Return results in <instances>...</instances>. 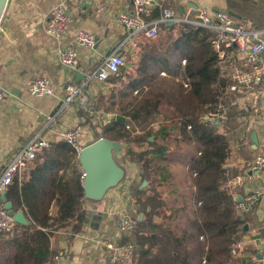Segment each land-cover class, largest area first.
Returning a JSON list of instances; mask_svg holds the SVG:
<instances>
[{"label":"trees","instance_id":"1","mask_svg":"<svg viewBox=\"0 0 264 264\" xmlns=\"http://www.w3.org/2000/svg\"><path fill=\"white\" fill-rule=\"evenodd\" d=\"M229 8L233 11L231 4ZM179 26L180 34L172 42L160 40L146 46L139 78L110 96L112 106L116 102L135 104L127 114L103 109L115 115L96 126L95 141L106 138L126 144L124 159L139 164L142 184H149L133 189L137 216H144L137 231L124 238L136 246L133 264H235L231 252L243 233L245 216L238 214L236 201L223 190L226 137L218 132L215 121L204 119L214 110L227 82L219 78V57L210 46L211 32L190 23L164 24L162 29L172 32ZM120 76L114 77L115 83ZM183 79H189V90L178 82ZM150 82L167 83V89H159L154 100L124 99L125 91ZM104 100L100 96V102ZM165 106L164 124L154 131L151 125ZM131 124L138 128L134 132L140 131L137 137L131 136ZM51 143V149L34 161L30 173L21 180L16 178L6 193L14 211L24 212L29 226L18 225L13 237L1 235L0 264H49L58 256L51 249L54 233L75 222L72 233L78 234L86 223L79 154L62 139ZM173 166L184 170L188 188L169 209L158 186L165 179L160 171H170ZM53 204L59 209L57 217L50 215Z\"/></svg>","mask_w":264,"mask_h":264},{"label":"crops","instance_id":"2","mask_svg":"<svg viewBox=\"0 0 264 264\" xmlns=\"http://www.w3.org/2000/svg\"><path fill=\"white\" fill-rule=\"evenodd\" d=\"M62 1L67 4L73 25L64 37L56 39L47 33L46 22L51 9ZM230 4L233 11L244 18L240 22L264 33V0H169L164 8L178 11V8L183 7L184 13L180 14L178 11V16L183 20H193L198 9L231 12ZM131 10V0H10L0 26V64L4 67L0 88L6 93L0 106V176L8 160L31 138L41 137L55 143L61 140L62 132L80 127L78 141L81 147L85 148L95 142L98 131L96 126L106 124V119L115 115L104 113L99 108L100 96L106 98L108 94L109 97L119 94L132 80L138 79L139 63L146 52V46L156 42L137 35L135 41L138 46L134 48L129 41V31L118 23L119 14ZM145 18L151 23L160 22L162 9H154ZM79 31L94 34L97 44L92 50L77 47L79 66L77 71L72 72L62 65L60 51L63 47L74 44ZM114 53L122 54L126 58V66L118 74L121 75L118 83L114 82V77L101 87L91 83L88 94L92 100L93 111L89 112L79 104L65 107L64 87L69 83L88 81ZM245 59V55H237L236 58L219 59L218 63L219 78L227 82L219 98L224 103L226 119L219 120L216 126L228 143L225 169L226 176L230 178L248 175V162L264 150V122L253 118L255 110L260 113V117H264V95H257L247 88L236 93L228 90L234 83L236 71H246ZM162 76L168 78L166 73H162ZM37 78H46L51 82L53 95L35 97L29 93L30 83ZM178 82L183 84V81ZM150 83L140 85L133 91H125L127 96L124 99L154 100L159 89H167V83ZM158 99L161 100V97ZM164 114L162 112L151 125L154 131H158L164 124ZM47 117L52 120L48 121ZM157 123L159 128L154 129L153 125ZM117 159L126 172L124 181L110 190L103 201H86L83 206L85 211L93 209L94 215L99 213L101 216L96 219L87 218L78 234L72 233L75 222L54 233L51 249L56 254L65 253L66 260L63 264H106L107 252L98 244V240L108 237L124 242L127 236L120 232L118 220L122 214L144 219L142 215L137 216L138 205L133 194V189L142 184L141 167L124 159V155ZM33 163L23 171L20 180L30 173ZM254 176V179L246 180L235 190L234 198L237 201L244 200L257 189L264 191V188H258L259 184L264 183V173L257 175L255 172ZM162 185L158 186L160 192ZM148 186L149 184L146 187ZM174 207L175 205H168L169 209ZM58 211L57 205L53 204L50 215L57 217ZM243 215V226H248V230L243 228L239 241L234 245L238 252L233 256L235 264H264L263 199L253 210ZM156 221L160 222L158 218Z\"/></svg>","mask_w":264,"mask_h":264},{"label":"built area","instance_id":"3","mask_svg":"<svg viewBox=\"0 0 264 264\" xmlns=\"http://www.w3.org/2000/svg\"><path fill=\"white\" fill-rule=\"evenodd\" d=\"M169 0H131L132 10L119 14L118 23L126 28L130 33V42L134 48L138 44L135 41L137 35H143L148 41H155L160 36L161 26L164 24L174 23H190L197 28H205L211 32L210 46L217 53L219 59L226 57L236 58L237 55H245L244 68L246 71H236L233 81L234 83L228 87L229 92L236 93L240 89L247 88L257 95H264V33L254 30L247 24L240 22L231 12L226 10H208L198 9L197 15L193 20H183L178 16V11L172 8H164V4ZM162 9V18L160 22L151 23L146 20V16L154 9ZM73 19L68 14L67 4L65 1L54 6L49 18L46 22L47 33L56 38L61 39L71 29ZM97 37L85 31H79L75 37L74 44L63 47L60 51V61L62 65L69 71H77L79 66V54L77 47H83L92 50L96 47ZM186 61H183V66ZM126 66V58L119 53L109 56L100 68L90 77L88 81H81L78 84L69 83L64 87L63 105L65 107L73 104H79L80 107L93 111L92 100L88 94L91 83L98 86L106 85L113 77L117 76L121 69ZM4 67L0 64V77ZM184 89H190L189 79H183ZM242 85V86H241ZM103 88V87H102ZM103 90V89H102ZM29 93L35 97H47L53 95L51 82L46 78H37L29 85ZM6 93L0 88V106L5 99ZM224 103L218 101L214 106V110L204 119L225 120L226 112ZM253 118L261 119L257 110L254 111ZM47 120H52L47 117ZM154 129L159 128V124L153 125ZM191 129V127H188ZM81 128L64 131L60 134L62 140L70 144L76 149L78 154L82 151V147L78 145V138ZM51 141L41 138H31L28 143L6 163L0 176V235H8L13 237L17 231L18 224L12 216L8 214L5 204L2 202L1 196L7 193L14 184L16 178L20 179L23 171L33 163L45 151L51 149ZM249 174L246 176H238L235 178L227 177L223 180V190L228 196L234 198L235 190L241 187L246 180L254 179V173H264V150L260 151L247 164ZM194 176L196 174L194 173ZM264 191L257 189L253 191L242 201H236V210L239 215H243L253 210L263 199ZM119 230L126 236L135 233L139 227V223L143 220L140 217L132 218L126 214H122L118 218ZM98 244L107 252L106 264H133L136 246L128 242H120L117 238H100ZM232 256L238 254L236 247L232 248ZM66 260L65 253H60L49 264H63Z\"/></svg>","mask_w":264,"mask_h":264},{"label":"water","instance_id":"4","mask_svg":"<svg viewBox=\"0 0 264 264\" xmlns=\"http://www.w3.org/2000/svg\"><path fill=\"white\" fill-rule=\"evenodd\" d=\"M9 3L10 0H0V26ZM178 11L180 14H183V7L178 8ZM231 13L239 20L244 19L239 13L235 11H231ZM173 25L174 23L167 24V26ZM109 118L112 119L113 116H109ZM117 119L125 121V118L121 116H118ZM209 120L213 121V119ZM215 122L218 124V120ZM151 141H153V138H151ZM253 142L256 143V140L253 139ZM125 148L126 144L122 142L100 138L99 140L82 149L78 156V161L84 174L83 187L87 201H93L96 203L103 201L110 190L118 187L124 181L126 172L118 162L117 158L124 155ZM147 185L148 182L144 181L141 188H145ZM258 188H264V183L259 184ZM1 199L8 210V214L13 217L18 225L29 226V221L24 212L14 211L13 204L8 202L6 193L2 194ZM99 216H101L99 213L94 215L93 209L86 211L87 218L96 219ZM244 229L248 230V226L245 225Z\"/></svg>","mask_w":264,"mask_h":264},{"label":"rangeland","instance_id":"5","mask_svg":"<svg viewBox=\"0 0 264 264\" xmlns=\"http://www.w3.org/2000/svg\"><path fill=\"white\" fill-rule=\"evenodd\" d=\"M262 12L264 13V10ZM180 29H181L180 26L177 27L172 32H167V31L162 29L160 37L155 41L158 42V41L162 40L163 43L168 44L169 42H172L175 37L179 36ZM156 42H154V43H156ZM154 43H152V44H154ZM149 45H151V43H149ZM112 102L113 101L110 100V97L108 94V96H106L105 100L103 102L99 103V108L102 110L105 108H110L112 111L115 112V114H118V113L127 114L130 111L129 108L133 104H135L133 102L132 103H117L116 102V105L112 106ZM162 111L165 112V114L167 113L166 106L162 108ZM130 128L133 131L131 133L132 134L131 136L133 138L137 137L140 134V131L134 132L135 130H138L136 125L131 124ZM125 149H124V151H125ZM160 172L162 173V175L165 178L163 181L164 184L162 185L161 192L163 193V197H164L165 201H167V204L170 207H172L173 205H175L177 203V201H179L181 199L182 195L187 191V188H188L186 185L187 182H186L184 170L179 166H173V167H171L170 171L169 170H167V171L161 170ZM193 178H194V175L192 176V178H189L188 180H192ZM180 222L183 223L184 219L183 218L180 219Z\"/></svg>","mask_w":264,"mask_h":264}]
</instances>
